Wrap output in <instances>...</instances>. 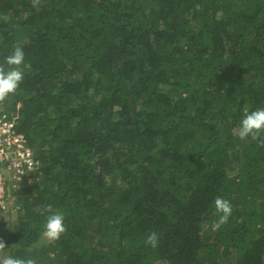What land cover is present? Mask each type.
I'll return each instance as SVG.
<instances>
[{
	"label": "trees",
	"instance_id": "1",
	"mask_svg": "<svg viewBox=\"0 0 264 264\" xmlns=\"http://www.w3.org/2000/svg\"><path fill=\"white\" fill-rule=\"evenodd\" d=\"M17 45L24 79L0 112L39 166L5 187V254L264 264V133L234 131L264 108V0H0V64ZM217 197L232 213L213 230Z\"/></svg>",
	"mask_w": 264,
	"mask_h": 264
},
{
	"label": "clouds",
	"instance_id": "2",
	"mask_svg": "<svg viewBox=\"0 0 264 264\" xmlns=\"http://www.w3.org/2000/svg\"><path fill=\"white\" fill-rule=\"evenodd\" d=\"M33 7L40 4V0H32ZM25 54L23 48L19 45L15 46L12 53L5 57L4 64H0V103L4 102L10 95L14 94L19 88L24 79L22 65L24 64ZM5 65L8 67L6 68ZM235 134L244 140L251 137L253 140L259 139L261 133H264V108L256 109L254 111H245L238 129L234 130ZM264 143V141H262ZM214 206L217 213H220L218 222H214L213 230L218 229L221 224L228 221L232 213L231 203L224 199L217 197L214 201ZM39 214L49 213L46 217L44 231L42 236L49 241L59 240L61 235L66 232L65 217L53 210L51 205L46 207H37L34 209ZM159 236L156 232L148 235L146 243L153 248L157 247ZM7 247L5 243L0 240V264H38V261L31 257H14L4 253Z\"/></svg>",
	"mask_w": 264,
	"mask_h": 264
},
{
	"label": "built area",
	"instance_id": "3",
	"mask_svg": "<svg viewBox=\"0 0 264 264\" xmlns=\"http://www.w3.org/2000/svg\"><path fill=\"white\" fill-rule=\"evenodd\" d=\"M34 152L28 146L24 133L17 131L15 122L0 112V207L6 208V185L13 187L26 181H34L33 173L38 169ZM12 201V200H10Z\"/></svg>",
	"mask_w": 264,
	"mask_h": 264
}]
</instances>
